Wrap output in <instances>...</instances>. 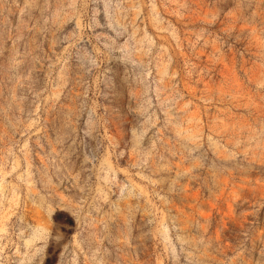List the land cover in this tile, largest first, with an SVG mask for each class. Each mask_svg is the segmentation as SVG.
I'll use <instances>...</instances> for the list:
<instances>
[{"label": "rangeland", "instance_id": "obj_1", "mask_svg": "<svg viewBox=\"0 0 264 264\" xmlns=\"http://www.w3.org/2000/svg\"><path fill=\"white\" fill-rule=\"evenodd\" d=\"M0 264H264V0H0Z\"/></svg>", "mask_w": 264, "mask_h": 264}]
</instances>
